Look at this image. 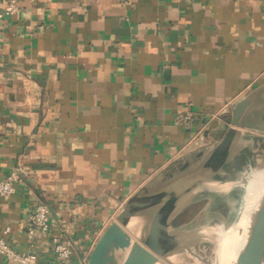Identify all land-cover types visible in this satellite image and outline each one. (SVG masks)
I'll return each mask as SVG.
<instances>
[{"label":"crops","instance_id":"1","mask_svg":"<svg viewBox=\"0 0 264 264\" xmlns=\"http://www.w3.org/2000/svg\"><path fill=\"white\" fill-rule=\"evenodd\" d=\"M19 5L0 17V178L17 173L0 195V236L16 250L29 251L28 215L45 202L84 264L136 191L182 157L205 163L244 97L228 160L204 173L224 179L244 154L264 158V0ZM50 234L36 239L46 259Z\"/></svg>","mask_w":264,"mask_h":264},{"label":"water","instance_id":"2","mask_svg":"<svg viewBox=\"0 0 264 264\" xmlns=\"http://www.w3.org/2000/svg\"><path fill=\"white\" fill-rule=\"evenodd\" d=\"M250 103V97H244L236 103L234 116L229 118V122L234 125L229 127L203 165L189 169L191 160L182 157L178 161L179 167L169 166L164 170L165 178L159 186L153 189V184H149L136 191L126 201L116 219L103 231L84 264H155L162 257L184 248L182 232L172 229L171 221L204 181V172L207 169L217 172L228 160L235 139L240 134L236 125H241ZM203 151L200 148L199 153ZM146 213H151L147 230L139 239H135L126 227L133 217ZM186 248L199 259L205 258L189 246ZM120 250L128 251L123 260L118 262L116 254ZM263 258L264 194L250 213L243 242L233 264H263Z\"/></svg>","mask_w":264,"mask_h":264},{"label":"rangeland","instance_id":"3","mask_svg":"<svg viewBox=\"0 0 264 264\" xmlns=\"http://www.w3.org/2000/svg\"><path fill=\"white\" fill-rule=\"evenodd\" d=\"M263 167L264 158L259 160L255 158L253 161L252 156L244 154L235 170H228L224 179L219 175L207 173L205 177L208 179L205 180L208 181L198 185L193 196L176 214V221L172 226V229L181 230L184 248L162 257L159 262L214 264L217 250L222 242L221 231L223 228L230 229L241 216L245 193L243 183L246 181V175L252 170ZM150 217L151 213H146L132 220L130 226L135 239H139L145 233ZM187 246L205 258L199 259L186 248ZM122 252L124 251H118L116 254L118 262L122 261L127 253L122 254Z\"/></svg>","mask_w":264,"mask_h":264},{"label":"built area","instance_id":"4","mask_svg":"<svg viewBox=\"0 0 264 264\" xmlns=\"http://www.w3.org/2000/svg\"><path fill=\"white\" fill-rule=\"evenodd\" d=\"M19 0H9L0 11V17L6 14L15 13L19 9ZM193 115L187 113L179 117V121L185 125L193 122ZM17 173L10 172L0 178V195L9 197L15 191V180ZM53 217L50 205L45 202L36 203L30 210L27 222V237L30 249L27 252L16 250L4 237L0 236V257L8 259L13 264H81L72 262L71 257L74 251L72 241L61 235L52 233ZM51 233L49 246L53 258L46 259L40 256L36 249V239L39 233Z\"/></svg>","mask_w":264,"mask_h":264},{"label":"bare ground","instance_id":"5","mask_svg":"<svg viewBox=\"0 0 264 264\" xmlns=\"http://www.w3.org/2000/svg\"><path fill=\"white\" fill-rule=\"evenodd\" d=\"M243 185L245 193L243 195V209L241 216L239 217V220L232 227H230V229L229 227L227 230L223 228L221 231L222 242L217 250V259L214 264H233L238 249L243 242L244 231L246 229V223L249 219L250 213L257 205L261 196L264 194V167L252 170L248 173L246 175V181ZM120 251H124L122 252V254H124L128 250ZM155 264L162 263L157 261Z\"/></svg>","mask_w":264,"mask_h":264},{"label":"flooded vegetation","instance_id":"6","mask_svg":"<svg viewBox=\"0 0 264 264\" xmlns=\"http://www.w3.org/2000/svg\"><path fill=\"white\" fill-rule=\"evenodd\" d=\"M217 176V175H216ZM176 217H177V215L172 219V221H171V224H170V227L172 228V226L174 225V222L176 221ZM149 221H150V218H149V220H148V224H149Z\"/></svg>","mask_w":264,"mask_h":264}]
</instances>
